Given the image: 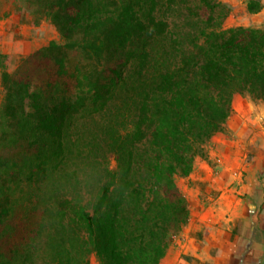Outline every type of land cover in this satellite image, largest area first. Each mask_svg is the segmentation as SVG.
<instances>
[{"label":"trees","instance_id":"trees-1","mask_svg":"<svg viewBox=\"0 0 264 264\" xmlns=\"http://www.w3.org/2000/svg\"><path fill=\"white\" fill-rule=\"evenodd\" d=\"M16 12L62 42L14 72L0 55V264H160L190 219L177 178L235 95L264 102V29H226L218 0H17Z\"/></svg>","mask_w":264,"mask_h":264},{"label":"crops","instance_id":"crops-1","mask_svg":"<svg viewBox=\"0 0 264 264\" xmlns=\"http://www.w3.org/2000/svg\"><path fill=\"white\" fill-rule=\"evenodd\" d=\"M261 14L262 12H259L256 15ZM27 22L28 17L20 16L16 12V7L12 13L9 11L5 17L0 18V55L8 58L6 61L8 69L10 60L19 59L20 61L40 48L35 42L37 39L32 37L35 30L39 28L28 25ZM13 39L12 46L10 41ZM1 75L2 69L0 68V86ZM235 100L239 101V98L236 97ZM1 101L0 98V104ZM255 101L264 104L260 100ZM248 106L247 109H239L233 105L232 116L225 126L230 124L232 119L241 125L242 122L246 125L248 121L252 124L264 125V111L258 112L251 104ZM225 126L206 145L205 158H196L193 172L190 176L182 178L187 182L186 190L192 197L189 199L183 193L188 202L194 203L198 195L206 196L205 192L211 189L219 190L222 187L223 192L217 199H215L216 196H206L210 203L209 206H206V203L201 205L198 201L194 203V206L198 208L197 212L193 213L190 210L188 224L175 237L176 242L170 246L160 264H231L232 253L237 251L239 238L243 239L239 235L247 237L245 232L239 234V224L240 219L247 217L248 212L236 210V204L239 202L236 188H233V185L237 186L242 182L244 161L252 149H248L245 156H239L242 153L239 148L241 145L229 140ZM253 142L255 143L254 139H250L247 148L248 146L254 147ZM216 194L215 191L213 195ZM260 264H264V255Z\"/></svg>","mask_w":264,"mask_h":264},{"label":"rangeland","instance_id":"rangeland-1","mask_svg":"<svg viewBox=\"0 0 264 264\" xmlns=\"http://www.w3.org/2000/svg\"><path fill=\"white\" fill-rule=\"evenodd\" d=\"M16 1L17 0H0V18L5 17L9 11L11 13L14 11ZM218 1L228 5L230 8V13L224 24L226 29L234 27L264 29V8L261 11L262 14L258 16L247 12V0ZM26 24L33 25V20L30 16H28V22ZM35 27L39 28L38 30H35L38 34L34 32L32 37L37 39L35 42L37 43V47H40L38 49L47 46L51 41L62 42L61 37L51 26L49 20L42 19V21ZM6 41L8 42L9 39L7 38ZM10 42H12L11 44L13 46L14 39ZM23 59L20 61L19 59H14V61L9 59V71L14 72ZM236 97L239 98V101L235 100ZM0 98L1 100L3 98L2 82L0 86ZM248 104H251L254 109L256 107L258 112L264 111L262 110L264 109V104L258 103L249 95L237 94L234 97L233 105L236 108L247 109L249 107ZM230 124L225 126L227 130L226 135L230 137V141L233 140L234 142H237L238 145H241L239 148L242 150V153H240L239 156H245L248 149H252L250 153L248 152L249 155L246 159L243 157L245 159V167L242 171V182L240 185H233V188H236V196L239 202L236 204V210L238 212H248V215L247 217L245 216V218H241L239 224V234L245 232L247 237L239 235L243 239L239 238L237 251L232 253L233 258L231 264H260L262 256L264 255V125H259V123L252 124L249 121L246 125L243 122L241 125L235 119H232ZM259 134L262 136H258ZM252 138L255 141V143L253 142L254 147L248 146L249 148H247L248 142ZM116 166V161L112 158L111 168L115 170ZM182 178L183 177H179L177 180L178 187L182 193H184L189 199H192L189 192L186 190L188 184ZM221 188L219 190H208L205 192V195L209 197L216 196L215 199H217L223 192ZM215 191L217 194L213 195ZM206 196L198 195L196 198L198 203L201 205L206 203V206H209L210 203L208 199H206ZM197 201H194V203ZM194 203L189 202V205H191L190 210H192L193 213L198 210V208L194 206ZM174 242H176L175 238L173 239L172 244ZM90 264H98L94 256H91Z\"/></svg>","mask_w":264,"mask_h":264}]
</instances>
